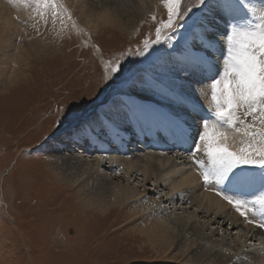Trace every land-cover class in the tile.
Returning <instances> with one entry per match:
<instances>
[{
    "label": "rangeland",
    "instance_id": "rangeland-1",
    "mask_svg": "<svg viewBox=\"0 0 264 264\" xmlns=\"http://www.w3.org/2000/svg\"><path fill=\"white\" fill-rule=\"evenodd\" d=\"M182 2L192 5L197 0ZM231 3L240 8L249 6V0H231ZM65 7L49 0L39 15L42 22L37 27L40 30L47 23L45 41L60 46L59 50L48 47L47 57L43 44L28 50L18 66V72L30 67L20 76L28 79L15 88H7L11 93L0 88V264H186L182 258L172 256L175 252L170 256L158 245L152 247L135 226L124 225L127 218H124L123 207L108 217L102 216L81 198L76 188L53 176L51 158L46 155L48 145L53 146L55 140H61L50 134L66 111L86 120L99 104L110 98L111 88L105 86L104 80L108 65L116 59L123 60L121 53L131 52V59H143L136 53L143 49L145 38L155 39L157 21L166 17V10L161 7L159 13L153 14L156 21L153 15H147L140 32L130 37L124 34L111 37L109 31L92 32L91 37L81 28L75 9L70 12ZM248 8L251 16V10L255 9L257 16L261 10ZM106 24L99 22L92 26ZM183 31L179 29L178 35ZM175 39L163 43L168 46ZM205 84L206 87L210 85ZM204 97L206 99V94ZM243 138L244 135L239 142ZM83 152V158L90 160L96 154H90L91 147ZM71 153L81 155L76 150ZM88 153L90 157L86 156ZM255 169L252 165H238L232 174H253ZM112 171L102 168V172L114 177L116 183L125 182L118 171ZM256 174L264 175L262 172ZM138 177L130 180L132 187H140ZM152 186L144 187L158 194ZM147 196L159 199L154 194ZM172 198L167 199L181 203L177 196Z\"/></svg>",
    "mask_w": 264,
    "mask_h": 264
},
{
    "label": "bare ground",
    "instance_id": "bare-ground-1",
    "mask_svg": "<svg viewBox=\"0 0 264 264\" xmlns=\"http://www.w3.org/2000/svg\"><path fill=\"white\" fill-rule=\"evenodd\" d=\"M48 1L0 0V88L4 91L8 90L7 88H15L28 79L27 76L23 78L20 76L30 67H24L18 72L19 63L28 50L43 44L46 57L49 56L48 47L52 45L45 41L47 35H44L46 33L44 27H48L47 23L42 29L37 30L42 22L39 15L46 9ZM54 1L66 6L65 9L70 12L71 9H75L77 19L81 22V28L91 37H93L92 32L95 34V32L107 31L112 33L111 37L122 34L130 37L140 32L147 15L159 13L162 9L160 0ZM248 5L252 9V7H263L264 3L262 0H249ZM248 7L240 8L237 17L239 28H247L257 23L256 16H251ZM259 9L261 8L257 10ZM46 21H48L47 18ZM99 22L107 24L92 26ZM216 23L217 32L225 34L226 21L217 19ZM96 27L100 29L97 30ZM18 40L20 43H16ZM52 47L58 50L60 48L58 45ZM213 51L215 63L222 73L223 60L227 56V42H224V46L223 44L214 45ZM100 57L104 59L101 52ZM2 75L5 77L4 80ZM206 85L197 86L200 89L197 94L201 97L196 107L199 110V105L203 104L204 109H207V111L200 110L201 117H208L209 112L214 109L211 102V87L210 85L206 87ZM8 92L11 93L9 90ZM204 94H206V99ZM169 110L179 111L178 109H164V111ZM93 118L92 115L85 121ZM184 119H188L191 126L188 131H198L197 121L188 117ZM141 124L143 130L139 128L129 130L123 134V142L117 140L118 148H115V144H108L107 137H104L103 142L93 139L92 145H83V150H76L85 155L83 151L91 147L90 154L96 152L91 160L84 159L83 155H75L67 149L65 152L64 141L55 140L53 146L48 145L46 148V155L51 158L52 167L50 168L53 176L76 188L81 198L99 210L102 216L108 217L114 210L121 211L123 207L124 218H127L124 225L135 226L138 231L144 233V237L150 241L152 247L158 245L170 256L171 252H175L176 254L172 256L182 258L186 264H264V247H262L264 229L245 223L235 209L215 191L206 190L201 186L202 181L198 169L189 160L186 149L174 148L176 145L170 144L171 140L167 141L168 147L171 146L175 151L171 148L167 150L150 148L145 146V140L138 141L149 126L155 129L162 124L168 134L177 138L183 135L182 130L175 124L161 122L150 115L144 116ZM148 131L154 139L152 142L156 144L158 137L155 136V130ZM243 132L236 133L233 130L229 133V143L234 149L241 146L239 141L244 135ZM97 148H106L108 151L102 153ZM90 154L86 156L90 157ZM201 154L202 152L197 153L198 157L206 160V155ZM101 156L103 159H100ZM68 157L71 159H67ZM101 167L114 172L118 171L117 173L125 182L116 183L114 177L102 172ZM256 172L264 174V169L256 167L253 174L243 172L236 176L230 172L219 187L228 194L250 199L253 194L264 190V175L256 174ZM133 177L134 180L135 177L139 178L140 187L131 186L130 180ZM229 177L235 178L238 184H235L231 178L228 179ZM148 184H152L159 193L155 194L151 189H146L144 186ZM174 190L180 192L177 197L183 205L168 200L176 197L173 194ZM149 193L159 198H156L158 201L149 198L147 196L150 195ZM141 224L146 228H143ZM228 229L235 230V232H227Z\"/></svg>",
    "mask_w": 264,
    "mask_h": 264
},
{
    "label": "snow or ice",
    "instance_id": "snow-or-ice-1",
    "mask_svg": "<svg viewBox=\"0 0 264 264\" xmlns=\"http://www.w3.org/2000/svg\"><path fill=\"white\" fill-rule=\"evenodd\" d=\"M160 3L166 17L157 21L155 39L145 38L143 49L136 53L143 59L133 60V53H121L124 59H116L106 68L105 86L111 88V96L98 105L94 118L85 121L79 114L66 111L50 137L61 142L68 137L73 145L69 152H73L76 145L83 147L82 141L92 144L93 139L103 142L107 137L108 144L123 142V134L129 130H143L144 116L175 124L183 135L174 143L189 145L185 151L198 169L201 186L215 191L245 223L264 229V190L243 199L219 187L238 165L264 169V8L258 16L255 9L251 10L257 23L239 28L240 6L231 0H197L192 5L182 0ZM152 19L156 21L157 17L153 15ZM217 19L226 21L225 34L217 32ZM181 28L184 31L178 35ZM173 37L174 43L165 46L163 42ZM225 41L227 56L221 73L213 46H224ZM209 80L214 109L208 117H201L200 110L207 109L203 104L199 110L196 107L200 99L197 86ZM166 108L179 111H164ZM184 117L198 122L197 132L188 131L191 126ZM241 125L244 138L234 149L229 133H240ZM156 132L160 134V128ZM200 152L206 160L198 157ZM173 194L179 196L180 192L174 190Z\"/></svg>",
    "mask_w": 264,
    "mask_h": 264
}]
</instances>
